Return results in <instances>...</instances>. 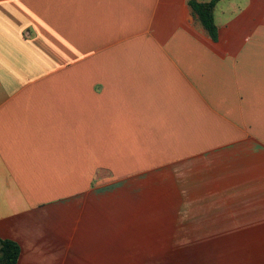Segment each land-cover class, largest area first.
I'll return each instance as SVG.
<instances>
[{
    "label": "crops",
    "instance_id": "crops-1",
    "mask_svg": "<svg viewBox=\"0 0 264 264\" xmlns=\"http://www.w3.org/2000/svg\"><path fill=\"white\" fill-rule=\"evenodd\" d=\"M215 20L216 41L189 0H0L18 264H264V0Z\"/></svg>",
    "mask_w": 264,
    "mask_h": 264
},
{
    "label": "trees",
    "instance_id": "trees-1",
    "mask_svg": "<svg viewBox=\"0 0 264 264\" xmlns=\"http://www.w3.org/2000/svg\"><path fill=\"white\" fill-rule=\"evenodd\" d=\"M221 0L199 1L189 0V5L197 21L208 32L213 40L218 39L219 28L215 20V11ZM19 245L9 239H0V264H18L20 258Z\"/></svg>",
    "mask_w": 264,
    "mask_h": 264
}]
</instances>
